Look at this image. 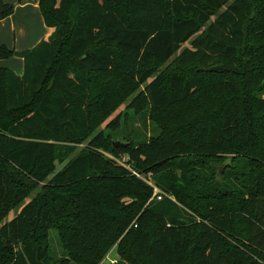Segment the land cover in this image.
<instances>
[{
	"label": "trees",
	"instance_id": "trees-1",
	"mask_svg": "<svg viewBox=\"0 0 264 264\" xmlns=\"http://www.w3.org/2000/svg\"><path fill=\"white\" fill-rule=\"evenodd\" d=\"M38 6L49 36L0 44V60L23 59L22 75L0 67V264H50L52 229L80 264L114 246L117 264H264V114L250 86L264 79V0ZM14 10L0 0V19ZM195 94L212 113L113 147L123 113L145 122ZM149 171L160 200L135 176Z\"/></svg>",
	"mask_w": 264,
	"mask_h": 264
},
{
	"label": "rangeland",
	"instance_id": "rangeland-1",
	"mask_svg": "<svg viewBox=\"0 0 264 264\" xmlns=\"http://www.w3.org/2000/svg\"><path fill=\"white\" fill-rule=\"evenodd\" d=\"M27 22H29V28L32 30L33 28H35V23L32 21L30 22L27 19ZM29 35H30V42L32 40V38L34 37V35L31 33V31L29 30ZM49 35H47L45 38H47ZM10 41H8V45L6 44L7 47L10 48H24V43L23 42H19L17 43V45L15 46L14 44V37L13 34L11 35L10 33V39H8ZM4 63L8 64L11 66V70H20V67L22 66V59L21 57H17V56H12V58L10 60H4ZM5 66V65H3ZM215 83L212 84V86L214 87ZM251 89L252 90V95L253 96H257L259 97L261 102L262 107L259 110V114H264V79H259L258 81H255L253 83L250 84ZM209 93L211 95H215L216 91L213 88L209 89ZM252 96V97H253ZM203 96L202 94H195L193 95V97L190 100V103H187L185 105L179 106V107H175L172 108L171 110L165 112V113H160V112H149V119L146 120L144 122L143 117L141 116H133V114H131V112H129L126 116L125 113H123L122 115V119L120 122V128L116 131L112 133V140H121L124 142H129V138H133V136H136L133 138V140L135 141L136 139L140 138L141 135L145 136V134L148 136L152 135V132L154 131V123L156 125H159L158 127H155V133L157 131L160 132L162 131V125L166 122V121H174L177 123H180L182 121H187V120H191L196 116H200L205 111H208L207 113H212V108H214V102L213 101H208L207 103H203L202 101ZM127 103V101H126ZM152 112V113H151ZM131 115V116H130ZM203 122V121H202ZM204 123V122H203ZM206 124V123H205ZM214 124L212 123V119L210 118V122L207 125L203 124V127L211 130V125ZM262 125V131H264V121H262L261 123ZM154 126V127H153ZM159 128V129H158ZM140 134V135H139ZM84 144H80L78 146H75L74 151L71 154V157L75 156L76 154H78L82 148L84 147ZM203 149V148H202ZM103 155L105 158L110 159L112 161H114L116 164L119 165H123V162L125 160V156L123 154H119L118 152H114V153H110L108 151H102ZM205 153V152H203ZM234 154L232 153H224L223 154V160H222V164L219 165V170L223 171L224 169V164L225 163H232V158H233ZM59 166L61 167V165L59 164ZM234 175V174H233ZM135 176L141 180H143L144 182H146L148 185H152V186H156L154 181L151 179L152 177V173L146 172V173H138L135 174ZM235 176V175H234ZM262 176V177H261ZM260 178L261 180H264V175H261ZM157 187V186H156ZM262 188H264V186H262ZM160 189V188H159ZM160 194L163 196L164 192L161 190ZM153 196L150 197L149 200L153 199ZM15 214V210H13L10 215L7 217V219L11 218L13 215ZM48 251L50 254V264H80L78 262H76L75 260L72 259V257L70 258L69 254H68V250L64 249L61 240H60V236L59 233L56 229H52L49 231V235H48ZM117 251L115 246L109 251V253L106 255V257L103 259L102 262H104L105 264H117ZM116 260V262H115Z\"/></svg>",
	"mask_w": 264,
	"mask_h": 264
},
{
	"label": "crops",
	"instance_id": "crops-1",
	"mask_svg": "<svg viewBox=\"0 0 264 264\" xmlns=\"http://www.w3.org/2000/svg\"><path fill=\"white\" fill-rule=\"evenodd\" d=\"M6 3H13L15 5V10L13 14L0 19V44H7L8 39H10V33L13 34L14 44L17 45L18 41L24 43V48H11L16 51H22L24 49H29L35 46L39 41L44 39L47 35L50 34L51 30L48 26H46L44 19L40 13L38 1L39 0H3ZM35 23V28L32 30L29 28V22ZM29 30L34 35L31 42L29 40ZM10 48V47H9ZM12 57L8 59L0 60V67L5 65L10 69L11 66L4 63V60H10ZM22 59V58H21ZM16 74H23V59L22 66L20 70H13Z\"/></svg>",
	"mask_w": 264,
	"mask_h": 264
},
{
	"label": "built area",
	"instance_id": "built-area-1",
	"mask_svg": "<svg viewBox=\"0 0 264 264\" xmlns=\"http://www.w3.org/2000/svg\"><path fill=\"white\" fill-rule=\"evenodd\" d=\"M124 161H122L123 162V165H125ZM152 187H153V194H152L153 197L152 198L155 197L156 199L160 200L161 197H162V195L160 194L161 190L158 187H156V186H152ZM115 262H116V260H115Z\"/></svg>",
	"mask_w": 264,
	"mask_h": 264
},
{
	"label": "water",
	"instance_id": "water-1",
	"mask_svg": "<svg viewBox=\"0 0 264 264\" xmlns=\"http://www.w3.org/2000/svg\"><path fill=\"white\" fill-rule=\"evenodd\" d=\"M112 145H113V147L120 148V147H126L128 144L121 141V140H113Z\"/></svg>",
	"mask_w": 264,
	"mask_h": 264
}]
</instances>
